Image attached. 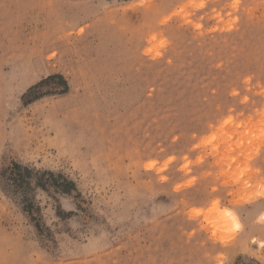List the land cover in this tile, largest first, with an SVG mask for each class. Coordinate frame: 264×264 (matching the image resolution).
<instances>
[{
	"label": "rangeland",
	"instance_id": "1",
	"mask_svg": "<svg viewBox=\"0 0 264 264\" xmlns=\"http://www.w3.org/2000/svg\"><path fill=\"white\" fill-rule=\"evenodd\" d=\"M263 187L264 0H0V264H264Z\"/></svg>",
	"mask_w": 264,
	"mask_h": 264
},
{
	"label": "trees",
	"instance_id": "2",
	"mask_svg": "<svg viewBox=\"0 0 264 264\" xmlns=\"http://www.w3.org/2000/svg\"><path fill=\"white\" fill-rule=\"evenodd\" d=\"M12 166H13V168H14L15 170H18V171L21 170V171H22V175H23V174H24V175H25V174L29 175V174L32 173V170H31V169L26 168V167H21L19 164L13 163ZM22 175L19 174V176H22ZM73 187H74L73 182L68 181V180H66V179H63L62 190H63L64 192L69 191V188H73Z\"/></svg>",
	"mask_w": 264,
	"mask_h": 264
},
{
	"label": "bare ground",
	"instance_id": "3",
	"mask_svg": "<svg viewBox=\"0 0 264 264\" xmlns=\"http://www.w3.org/2000/svg\"><path fill=\"white\" fill-rule=\"evenodd\" d=\"M260 196H264V187L261 188L260 192H259ZM228 216H232V218L234 217V215L232 213L229 212V210L224 211L223 213V218H227ZM235 218V217H234Z\"/></svg>",
	"mask_w": 264,
	"mask_h": 264
}]
</instances>
